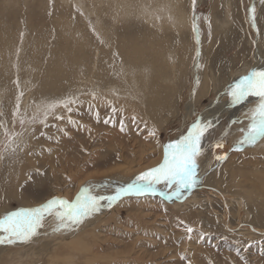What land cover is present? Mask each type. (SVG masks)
<instances>
[{
  "label": "rangeland",
  "instance_id": "1",
  "mask_svg": "<svg viewBox=\"0 0 264 264\" xmlns=\"http://www.w3.org/2000/svg\"><path fill=\"white\" fill-rule=\"evenodd\" d=\"M192 4L193 0H0V211H8L4 215L38 207L53 197L72 201L89 184L96 195H112L162 163L165 146L185 135L195 119L209 120L203 115L210 105L231 103L226 93L251 67L235 75L252 62L255 49L260 53L264 48V30L260 37L257 33L264 3L195 0L197 31L188 21L182 36L174 16L188 18ZM253 7L255 27L249 11ZM198 67L214 73L215 85L227 81L199 103L194 99L187 110L200 83L199 73H192ZM147 81L161 86V91L178 90V104L153 117L145 106ZM74 98L69 112L64 101ZM249 98L239 105L231 103L225 114L210 119L213 126L197 157L202 183L183 200L168 201L159 191L124 196V203L118 200L71 232H53L55 221L46 217L30 241L0 245V264H264V138L242 151L232 150L258 103V98ZM48 105L54 108L45 116ZM232 133L229 150L234 161H212L203 175L204 153ZM156 157L160 160L152 164ZM158 188L166 190L163 185ZM187 227L193 228L191 234ZM182 254L187 260L180 258Z\"/></svg>",
  "mask_w": 264,
  "mask_h": 264
},
{
  "label": "snow or ice",
  "instance_id": "2",
  "mask_svg": "<svg viewBox=\"0 0 264 264\" xmlns=\"http://www.w3.org/2000/svg\"><path fill=\"white\" fill-rule=\"evenodd\" d=\"M262 3H264V0H262ZM194 6L195 0H193ZM249 11L252 26L255 27V8L253 7ZM193 31H197L196 24H193ZM196 42L199 44L198 36ZM197 56H199L198 51ZM226 95L233 105L242 104L249 97L258 98L257 105L252 109L249 126L240 130L243 136L234 143L232 148L234 151H242L246 145H253L264 138V68L250 70L247 75L232 85ZM75 102V99H67L64 104L65 107H68V105ZM52 107L54 106L48 105L45 108V116L48 109ZM68 111H72L71 107H68ZM113 112H115L114 108ZM33 121H35V117H33ZM69 122L75 123L71 121V118H69ZM108 122L109 120L106 119L105 123ZM21 123L23 124L24 121H21ZM120 123L123 131L124 121L121 120ZM233 123H236V121H233ZM212 126V120L195 119L188 127L185 135L165 146L162 163L141 172L130 183L117 188L112 195H96L89 184L82 187L72 201L53 197L39 207L12 211L0 217V245H14L18 242L26 243L30 241L38 234V230L44 226L46 217H52L55 221L56 227L53 232L74 231L88 218L104 208H111L124 196L140 197L155 194L159 191V194L168 201L183 200L202 183L197 157L204 151L203 139L205 133ZM221 148H223L221 142L212 145L213 151ZM227 155V153L216 155L215 160L223 162L227 159ZM159 185H163L166 190L160 191ZM186 232L191 234L193 228L187 227ZM261 254L264 255V251ZM180 258L187 260V256L183 254ZM241 259L244 258L241 257Z\"/></svg>",
  "mask_w": 264,
  "mask_h": 264
},
{
  "label": "bare ground",
  "instance_id": "3",
  "mask_svg": "<svg viewBox=\"0 0 264 264\" xmlns=\"http://www.w3.org/2000/svg\"><path fill=\"white\" fill-rule=\"evenodd\" d=\"M115 1V0H114ZM157 1V0H156ZM164 1V0H163ZM182 1V0H181ZM200 1V0H199ZM104 2V1H103ZM111 2H113V1H111ZM168 2V1H167ZM74 3H76V2H74ZM164 3V2H163ZM170 3V2H169ZM38 4H39V2H38ZM97 4H98V2H97ZM121 4H123V3H121ZM172 4V3H171ZM100 5V4H99ZM118 5H119V3H118ZM156 5V4H155ZM256 5V4H255ZM95 6V5H94ZM130 6V5H129ZM142 6V5H141ZM96 7V6H95ZM132 7V6H131ZM174 7V6H173ZM191 7H193V4H192V6ZM119 8V7H118ZM120 8H121V6H120ZM164 8V7H163ZM127 9H128V7H127ZM140 9V8H139ZM167 9V8H166ZM175 9V8H174ZM192 9V11L194 12V10H195V6L193 7V8H191ZM130 10V9H129ZM146 10V9H145ZM148 10V9H147ZM175 10H177V9H175ZM93 11V10H92ZM152 11V10H151ZM155 11V10H154ZM159 11H161V10H159ZM167 12H168V10H166ZM190 11V10H189ZM188 11V12H189ZM177 12H178V10H177ZM182 12V11H181ZM89 13V12H88ZM120 13V12H119ZM95 14V13H94ZM158 14V13H157ZM156 14V15H157ZM177 15H175L174 16V20H175V26H176V29H178L177 31H179V28L182 30L181 31V34H182V36L184 35V33H185V31H183L184 29H188V26H187V24H188V21H189V24H190V22H191V24H193V21H194V23H195V19H194V13H191V15L187 18H185V17H183L182 15L180 16V15H178V13H176ZM153 15V14H152ZM160 15V14H159ZM162 16H163V14H161ZM172 15V14H171ZM85 16V15H84ZM165 16V15H164ZM257 17V16H256ZM255 17V18H256ZM111 18H112V16H111ZM166 18V17H165ZM264 18V17H263ZM117 19V18H116ZM156 18L154 17V19H153V22H154V20H155ZM158 19V18H157ZM3 20H4V18H3ZM13 20V19H12ZM16 20V19H15ZM261 20V19H260ZM260 20H258V18H257V33H258V35H259V37H260V33H261V30L263 29L264 30V19H263V21H261L262 22V25H261V23H260ZM18 21V20H17ZM4 22V21H3ZM19 22V21H18ZM14 23V22H13ZM20 23V22H19ZM18 23V24H19ZM7 24H9V23H7ZM15 24H16V22H15ZM72 24V23H71ZM86 24V23H85ZM100 24V23H99ZM90 25V24H89ZM171 25V24H170ZM4 26H5V24H4ZM7 27V26H6ZM14 27H15V25H14ZM3 28V27H2ZM8 28V27H7ZM20 28V27H19ZM31 28V27H30ZM160 28V27H159ZM164 28V27H163ZM169 28H170V26H169ZM174 28V27H173ZM9 29V28H8ZM15 29V28H14ZM172 29V28H171ZM0 30H2V29H0ZM25 30V29H24ZM175 30V29H174ZM9 31H11L10 29H9ZM8 31V32H9ZM12 31L14 32V30L12 29ZM11 31V32H12ZM102 31V30H101ZM10 33V32H9ZM22 33V32H21ZM63 33V32H62ZM177 33V32H176ZM13 34V33H12ZM32 34V33H31ZM35 34V33H34ZM71 34V33H70ZM114 34V33H113ZM2 35V34H1ZM28 35V34H27ZM191 35V34H190ZM3 36H5V35H3ZM18 36H19V34H18ZM34 36V35H33ZM35 36H36V34H35ZM67 36H69L68 34H67ZM86 36V35H85ZM94 36V35H93ZM200 36V35H199ZM7 37V36H6ZM37 37V36H36ZM70 37V36H69ZM258 37V38H259ZM14 38V37H13ZM16 38V37H15ZM67 38V37H66ZM71 38V37H70ZM7 39V38H6ZM12 39V38H11ZM60 39H62V38H60ZM72 39H73V37H72ZM81 39V38H80ZM97 39V38H96ZM120 39V38H119ZM182 39V38H181ZM2 40H3V38H2ZM18 40V39H17ZM68 40V39H67ZM200 40V39H199ZM3 41H5V40H3ZM12 41V40H11ZM14 41V40H13ZM99 41V40H98ZM114 41V40H113ZM122 41V40H121ZM127 41V40H126ZM183 42H185L184 40H182ZM202 41V40H201ZM1 42V41H0ZM15 42H17L16 40H15ZM14 42V43H15ZM29 42V41H28ZM73 42V41H72ZM2 43V42H1ZM12 43V42H11ZM117 43V42H116ZM119 43V42H118ZM26 44V43H25ZM36 44V43H35ZM78 44V43H77ZM201 44V43H200ZM12 45V44H11ZM14 45V44H13ZM22 45V44H21ZM40 45V44H39ZM73 45V44H72ZM103 45V44H102ZM118 45V44H117ZM187 45V44H186ZM185 45V46H186ZM188 45H189V43H188ZM196 45V44H195ZM257 45H259V43L257 42ZM56 46V45H55ZM67 46V45H66ZM77 46V45H76ZM110 46V45H109ZM194 46V45H193ZM200 46V45H199ZM261 46V45H260ZM6 47H8L9 48V46H6ZM10 47H12L13 48V46H10ZM59 47H60V45H59ZM94 47V46H93ZM262 47V46H261ZM260 47V53H257V49H255L253 52H252V62L249 64L248 62H247V64L244 66V67H242L241 69H240V71L237 73V75H235V76H238V75H240V74H245L247 71H248V69H250V67H251V70L252 69H258V68H264V48L262 47L261 48ZM8 48H6V49H8ZM20 48V47H19ZM39 48V47H38ZM66 48V47H65ZM73 48V47H72ZM102 48H104V47H102ZM16 49V48H15ZM64 49V48H63ZM84 49V48H83ZM68 50V49H67ZM66 50V51H67ZM194 50V49H193ZM199 50V49H198ZM63 51V50H62ZM183 51H184V53L186 52V48L185 47H183V49H181V51H180V53H182L183 54ZM196 51V50H195ZM7 52V51H6ZM9 52H11V51H9ZM71 52H73L72 50H71ZM74 53V52H73ZM82 53V52H81ZM10 54V53H9ZM25 54V53H24ZM63 54V53H62ZM85 54V53H84ZM26 55V54H25ZM74 55V54H73ZM170 55V54H169ZM17 56V55H16ZM49 56V55H48ZM66 56V55H65ZM64 56V57H65ZM57 57V56H56ZM75 57V56H74ZM148 57V56H147ZM11 59V58H10ZM14 59V58H13ZM73 59V58H72ZM82 59V58H81ZM88 59V58H87ZM148 59V58H147ZM181 59V58H180ZM56 60V59H55ZM61 60V59H60ZM11 61V60H10ZM16 61V60H15ZM14 61V62H15ZM20 61V60H19ZM18 61V62H19ZM22 61H23V59H22ZM125 61H127V60H125ZM181 61V63H182V60H180ZM30 62V61H29ZM44 62V61H43ZM61 62V61H60ZM75 62V61H74ZM128 62V61H127ZM179 62V61H178ZM13 63V62H12ZM20 63V62H19ZM24 63V62H23ZM59 63V62H58ZM86 64H88L87 62H85ZM90 64H91V61H90ZM125 64H126V62H125ZM187 65V64H186ZM4 66V65H3ZM33 66V65H32ZM38 66V65H37ZM43 66V65H42ZM49 66H51V65H49ZM177 66V65H176ZM23 67V64L21 65V68ZM105 67V66H104ZM24 68V67H23ZM22 68V69H23ZM62 68V67H61ZM85 68H87V66L85 67ZM108 68V67H107ZM143 68V67H142ZM10 69V68H9ZM17 69V68H16ZM21 69V70H22ZM56 69V68H55ZM58 69V68H57ZM56 69V70H57ZM63 69V68H62ZM61 69V70H62ZM68 70V69H67ZM71 70V69H70ZM16 71V70H15ZM42 71V70H41ZM59 71V70H58ZM99 71V70H98ZM183 71V70H182ZM185 71V70H184ZM190 71V70H189ZM2 72V71H1ZM21 72V71H20ZM53 72V71H52ZM68 72H70V71H68ZM176 72V71H175ZM99 73V72H98ZM147 73V72H146ZM149 73V72H148ZM184 73V72H183ZM192 73L194 74H198L199 73V76H200V79L199 78H197V79H199L200 80V83L198 84V86H197V92H196V98H195V95H194V93H192L191 95H190V97H189V101H188V103H187V106H186V109L187 110H191V107H192V105L191 104H193V102H194V99H195V101L196 102H200L201 100H204L208 95H209V93L213 90V89H215V88H218V87H220L221 85H223V83H225L227 80H223V81H221L220 83L219 82H217L216 83V85L214 84V81H215V79H214V77H215V75H214V73L212 72V71H210V72H207V71H205V68H200V67H198V69H195V70H193L192 71ZM222 73H227V72H224V70L222 71ZM234 73V72H233ZM233 73H231V75L233 74ZM8 74V73H7ZM17 74V73H16ZM32 74V73H31ZM54 74V73H53ZM96 74V73H95ZM30 75V74H29ZM37 75V74H36ZM41 75V74H40ZM39 75V76H40ZM123 75V74H122ZM185 75H186V73H185ZM7 76V75H6ZM18 76V75H17ZM51 76V75H50ZM56 76V75H55ZM72 76V75H71ZM99 76V75H98ZM187 76V75H186ZM235 76H232V77H235ZM10 77V76H9ZM15 77H16V75H15ZM45 77V76H44ZM54 77V76H53ZM69 77V76H68ZM36 78V77H35ZM56 78V77H55ZM100 78H102V77H100ZM230 78H231V76H230ZM27 79V78H26ZM61 79V78H60ZM68 79V78H67ZM72 79H73V77H72ZM184 79H185V77H184ZM197 79H195V80H197ZM227 79H229V77L227 76ZM12 81H13V79H11ZM34 80V79H33ZM71 80V79H70ZM194 80V81H195ZM19 81V80H18ZM27 81V80H26ZM30 81V80H29ZM58 81H60V80H58ZM72 81V80H71ZM70 81V82H71ZM184 81V80H183ZM3 82H5V81H3ZM10 82V81H9ZM148 82V81H147ZM182 82V81H181ZM27 83V82H26ZM31 83V82H30ZM30 83H28V84H30ZM32 83H33V81H32ZM87 83V82H86ZM105 83H106V81H105ZM14 84V83H13ZM65 84H67V83H65ZM27 85V84H26ZM47 85V84H46ZM70 86H72V85H70ZM103 86H104V84H103ZM102 86V87H103ZM15 87H16V84H15ZM27 87V86H26ZM183 87V86H182ZM5 88V87H4ZM3 88V89H4ZM31 88H32V86H31ZM40 88H42V87H40ZM67 88V87H66ZM110 88V87H109ZM112 88V87H111ZM42 89H44V88H42ZM54 89V88H53ZM55 89H57V87H55ZM113 89V88H112ZM124 89V88H123ZM143 89V88H142ZM5 90V89H4ZM38 90H39V87H38ZM68 90V89H67ZM111 90V89H110ZM144 90H147L148 92H147V97H146V101H145V106H146V109H147V111L148 112H150L152 115H153V117L154 116H157L159 113H161L162 114V112L161 111H163L164 109H166V106H168L169 107V110H171V108L173 107V105L176 103V105L178 104L177 103V100H178V94H177V92H178V90L177 91H175V90H173V89H164V90H162L161 91V86L159 87V86H157V85H155V83L153 82V81H150V82H148V83H146V85H145V87H144ZM36 91V90H35ZM34 91V92H35ZM58 91H59V89H58ZM226 91H227V89H226ZM1 92H2V90H1ZM33 92V93H34ZM45 92V91H44ZM49 92H50V90H49ZM95 92H100L98 89H96L95 90ZM113 92L114 93H116L115 91H114V89H113ZM188 92H189V90H188ZM5 93V92H4ZM42 93V92H41ZM68 93V92H67ZM75 93V92H74ZM107 93V92H106ZM146 93V92H145ZM181 93V92H180ZM226 93V92H225ZM13 94V93H12ZM36 94H38V93H36ZM51 94V93H50ZM109 94V93H108ZM121 94V93H120ZM119 94V95H120ZM136 94V93H135ZM190 94V93H189ZM3 95V94H2ZM66 95V94H65ZM117 95V94H116ZM142 95V94H141ZM143 95H144V92H143ZM33 96V95H32ZM115 96V95H114ZM123 96V95H122ZM131 96H132V94H131ZM7 97H8V95H7ZM13 97V96H12ZM41 98H42V96H40ZM89 97H91V96H89ZM136 97H137V95H136ZM187 97V96H186ZM10 98V97H9ZM34 98V97H33ZM61 98V97H60ZM97 98V97H96ZM143 98V97H142ZM145 98V97H144ZM220 98V97H219ZM7 99V98H6ZM5 99V100H6ZM19 99V98H18ZM26 99V98H25ZM48 99V98H47ZM51 99V98H50ZM58 99V98H57ZM75 99V98H74ZM134 99V98H133ZM1 100V99H0ZM42 100V99H41ZM46 100V99H45ZM105 100V99H104ZM137 100V99H136ZM249 100H250V98H249ZM22 101H23V99H22ZM34 101V100H33ZM55 101V100H54ZM143 101V100H142ZM141 101V102H142ZM219 101H221V100H219ZM247 101V100H246ZM11 102V101H10ZM9 102V103H10ZM15 102V101H14ZM44 102H46V101H44ZM137 102H139L138 100H137ZM6 103V102H5ZM8 103V104H9ZM23 103V102H22ZM38 103V102H37ZM40 104V103H39ZM171 104H172V106H171ZM9 105H11V104H9ZM16 106H17V103L15 104ZM15 105H13V106H15ZM46 105V104H45ZM60 105H61V103H60ZM101 105V104H100ZM157 105H158V107H157ZM198 105V104H197ZM224 104L223 103H219V104H213V105H210L209 107H208V109L206 110V112L204 113V115H203V118H205V117H209V120L212 118V117H217V116H219L222 112L224 113H226V111H228L229 110V108L231 107V103H227V104H225L224 106H223ZM6 106H8V105H6ZM21 106V105H20ZM54 106V105H53ZM171 106V107H170ZM194 106H195V103H194ZM199 106V105H198ZM18 107V106H17ZM33 107V106H32ZM58 107V106H57ZM176 107V106H175ZM179 107V106H178ZM6 108V107H5ZM20 108V107H19ZM39 107H37V109H38ZM41 108V107H40ZM45 108V107H44ZM54 108V107H53ZM139 109H140V107H138ZM56 109V108H55ZM138 109V110H139ZM168 109V108H167ZM167 109H166V111H167ZM194 109V108H193ZM53 110V109H52ZM168 110V111H169ZM175 110H178L177 109V107H176V109ZM11 111V110H10ZM21 111V110H20ZM22 111H23V109H22ZM38 111V110H37ZM175 113H174V115H172L173 117H175V115H176V111H174ZM193 112V111H192ZM4 113V112H3ZM8 113V112H7ZM17 113V112H16ZM24 113V112H23ZM33 113V112H32ZM120 113V112H119ZM146 113V112H145ZM178 113V112H177ZM224 113V114H225ZM121 114V113H120ZM165 114H166V112H165ZM10 115H11V113H10ZM10 115H8L9 117H10ZM147 115V114H146ZM184 115V114H183ZM115 116V115H114ZM164 116V115H163ZM4 117H6V116H4ZM118 118V117H117ZM158 118V117H157ZM165 118V117H164ZM168 118V117H167ZM105 119V118H104ZM156 119V118H155ZM161 119H162V117H161ZM127 120V119H126ZM129 120V119H128ZM151 120V119H150ZM159 120H160V117H159ZM165 120V119H164ZM181 120V119H180ZM111 121V120H110ZM163 121V120H162ZM114 122V121H113ZM157 122V121H156ZM159 122V121H158ZM138 123V122H137ZM141 123V122H140ZM166 123V122H165ZM172 123V122H171ZM151 124H152V122H151ZM169 124V123H168ZM89 125V124H88ZM153 125V124H152ZM146 126V125H145ZM234 133H232L231 134V137H229L227 140H220V141H218V142H221V143H223V152H227L228 153V157H227V159L226 160H224L223 162L224 163H226V162H233L234 161V156H232V154H231V152H230V150H229V148L231 147V145L234 143ZM261 143H259V145H260ZM263 144V143H262ZM258 144H256V146H257ZM160 148V147H159ZM132 149V148H131ZM149 149H150V147H149ZM161 151V150H160ZM220 150L219 149H216L215 151H213V149L211 148V149H209L208 150V152H206V153H204V156H203V163H204V168H203V170L201 169V172H203L202 174L204 175L206 172H207V169L211 166V164H213V163H211L212 161H214V163H215V156L216 155H218V153H220L221 154V152H219ZM157 152V151H156ZM219 154V155H220ZM160 155V154H159ZM157 158V157H156ZM133 159V158H132ZM160 160V157H158L157 159H155L153 162H152V164H154L155 162H157V161H159ZM223 162H221V163H223ZM218 163H220V162H218ZM140 165V164H139ZM229 165H230V163H229ZM212 167V166H211ZM217 167V166H216ZM235 167V166H234ZM123 168V167H122ZM139 168V167H138ZM144 168V167H143ZM117 169H119V168H116V170ZM121 169V168H120ZM240 169V168H239ZM139 170V169H138ZM135 171V170H134ZM120 172V171H119ZM116 173V174H120V173ZM123 172V171H122ZM237 172V171H236ZM115 173V172H114ZM254 173V172H253ZM232 174V176L233 177H237V176H234V173L232 172L231 173ZM248 174V173H247ZM263 174V173H262ZM121 175V174H120ZM236 175V174H235ZM249 175V174H248ZM240 176V175H239ZM255 176V175H254ZM203 177V176H202ZM249 177V176H248ZM257 177V176H256ZM260 177V176H259ZM239 179V178H238ZM256 179V178H255ZM124 182V181H123ZM238 182V181H237ZM123 185V184H122ZM230 185H232V183L230 184ZM234 185V184H233ZM210 187V186H209ZM241 187V186H240ZM76 189V188H75ZM247 190V189H246ZM261 191V190H260ZM234 192V191H233ZM237 192V191H236ZM242 192H243V190H242ZM258 194V193H257ZM67 197H68V195H67ZM247 197V196H246ZM264 198V197H263ZM135 200V199H134ZM120 201V202H119ZM118 201V203H122L123 201H124V199L122 198L121 200H119ZM126 201V200H125ZM124 203V202H123ZM117 204V203H116ZM264 204V203H263ZM262 204V206H264ZM261 206V205H260ZM8 211L7 210H1L0 211V215H4L5 213H7ZM256 230V229H255ZM260 231V230H259ZM261 233V232H260ZM71 248V247H70ZM64 249V248H63ZM66 249V248H65Z\"/></svg>",
  "mask_w": 264,
  "mask_h": 264
},
{
  "label": "water",
  "instance_id": "4",
  "mask_svg": "<svg viewBox=\"0 0 264 264\" xmlns=\"http://www.w3.org/2000/svg\"><path fill=\"white\" fill-rule=\"evenodd\" d=\"M192 13H194V12H192ZM193 24H194V21H193ZM39 207V206H38Z\"/></svg>",
  "mask_w": 264,
  "mask_h": 264
}]
</instances>
